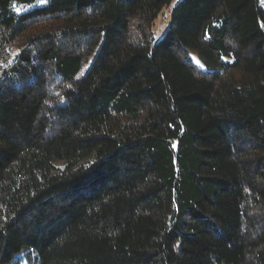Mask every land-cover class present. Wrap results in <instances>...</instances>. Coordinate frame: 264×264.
Returning a JSON list of instances; mask_svg holds the SVG:
<instances>
[{"label":"trees","instance_id":"trees-1","mask_svg":"<svg viewBox=\"0 0 264 264\" xmlns=\"http://www.w3.org/2000/svg\"><path fill=\"white\" fill-rule=\"evenodd\" d=\"M0 264H264V0H0Z\"/></svg>","mask_w":264,"mask_h":264},{"label":"rangeland","instance_id":"rangeland-1","mask_svg":"<svg viewBox=\"0 0 264 264\" xmlns=\"http://www.w3.org/2000/svg\"><path fill=\"white\" fill-rule=\"evenodd\" d=\"M174 6V3L166 7L160 16L156 19L153 27V37L155 39L160 38L163 33L166 31L170 20H171V8ZM197 61V59H196ZM198 62V61H197ZM199 63V62H198Z\"/></svg>","mask_w":264,"mask_h":264},{"label":"snow or ice","instance_id":"snow-or-ice-1","mask_svg":"<svg viewBox=\"0 0 264 264\" xmlns=\"http://www.w3.org/2000/svg\"><path fill=\"white\" fill-rule=\"evenodd\" d=\"M39 3H45V0H39Z\"/></svg>","mask_w":264,"mask_h":264}]
</instances>
